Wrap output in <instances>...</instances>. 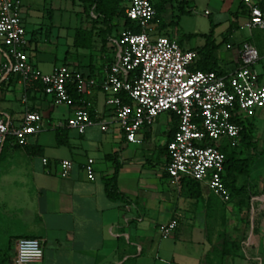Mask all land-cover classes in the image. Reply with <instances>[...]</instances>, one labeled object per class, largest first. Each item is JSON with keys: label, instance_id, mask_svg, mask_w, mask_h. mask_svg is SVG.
I'll return each mask as SVG.
<instances>
[{"label": "crops", "instance_id": "0c3cea01", "mask_svg": "<svg viewBox=\"0 0 264 264\" xmlns=\"http://www.w3.org/2000/svg\"><path fill=\"white\" fill-rule=\"evenodd\" d=\"M23 14L28 12L22 4ZM232 17L234 24L229 26L230 32L240 27L247 29L248 34L235 40L228 32L227 44L231 43L232 47L227 44L226 47L232 50L225 58L213 52L217 65L223 72L236 69L238 45L249 40L260 53L255 64L260 75L264 72V29H259L262 31L255 36L253 29L245 26L247 8L240 1ZM25 18L26 15L23 16L24 24ZM26 33L27 53L37 66L30 55L35 47L27 27ZM181 44L185 45L183 39ZM107 47L106 51L101 49L99 64L92 58L90 65V57L85 65L66 64L79 70L85 66L87 72L100 73L109 62L108 58H112L111 52L108 53L109 45ZM184 47L192 48L190 45ZM5 53L6 45L0 43V61L4 60ZM263 80L260 75V81ZM87 98L92 102L93 116L110 113L106 94L100 88H95ZM55 105L51 96L34 88L26 89L16 75L6 77L0 84V112L8 113L14 123L20 122L26 110H39L45 115V133L33 135L25 146L14 144L11 138V151L19 161L0 168L2 179L10 176L27 187V206L20 207L12 217L26 227L24 236L43 240V264H185L184 258H193V255L198 261L193 264H264V215L259 218L258 229L242 228L233 237H224L225 227L214 221V225L211 223V212H219L215 211L210 195L204 194L206 185L193 188L184 178L178 184L172 182L166 171L168 154L162 151L174 127L168 113V126L154 130L158 116L151 127L138 133L139 143L127 142L119 125L112 123L107 131L98 125L88 127L82 134L67 129L64 139L68 144H59L56 124L65 118L53 117ZM73 111L74 107L68 106L66 118ZM50 128L53 130L47 131ZM109 153H116L117 160L122 163L118 189L123 196L117 199L107 196L103 180L114 171L113 161L105 157ZM44 157L48 159L47 164L43 163ZM88 157L95 161L94 178L83 168ZM65 158L74 162L68 176L60 173L59 161ZM239 184L237 179L236 186ZM172 219H177V227L168 236L162 235L161 226ZM228 247L240 252V257L230 256Z\"/></svg>", "mask_w": 264, "mask_h": 264}, {"label": "built area", "instance_id": "2783aa9c", "mask_svg": "<svg viewBox=\"0 0 264 264\" xmlns=\"http://www.w3.org/2000/svg\"><path fill=\"white\" fill-rule=\"evenodd\" d=\"M239 1L247 8L245 26L264 29V9L259 0ZM124 12L141 30L122 28L118 36L109 37L112 58L102 72H84L65 63L44 72L27 53L22 1L0 0V43L6 45V56L0 61V84L6 77L16 75L26 89L51 96L55 104L74 107L56 128L66 127L82 134L93 125L107 131L117 123L129 143L141 142L140 131L151 127L161 113L173 112L177 129L167 141L166 165L172 182L194 179L228 202L231 193L223 180L225 154L221 147L237 146L240 121L251 120L264 107V83L255 68L259 50L244 40L238 45L236 69L224 73L204 71L196 68V49L183 48L176 35L157 32L153 0H126ZM205 14L209 11L205 10ZM97 87L105 92V102L110 107V113L102 117L93 116L92 102L87 98ZM71 91L81 94L82 104ZM123 96H128L130 102H125ZM45 129V115L39 110H26L17 124L8 113L0 112V153L9 136L14 144L25 146L33 135ZM94 162L88 157L83 165L90 178H94ZM43 163H48L46 157ZM73 166V160L61 159V175H70ZM177 224V219H172L162 225V235L171 234ZM43 258V240L31 236L16 240L12 264H43Z\"/></svg>", "mask_w": 264, "mask_h": 264}, {"label": "rangeland", "instance_id": "374dc122", "mask_svg": "<svg viewBox=\"0 0 264 264\" xmlns=\"http://www.w3.org/2000/svg\"><path fill=\"white\" fill-rule=\"evenodd\" d=\"M21 1L28 12V14H23L24 17L26 15L25 24L28 36L31 37V42L35 47V52H30V55L33 62L44 72L51 71L55 64L60 65L63 62L85 65L91 54L96 64L101 62L100 37L95 36L91 49L78 48L73 44L76 31L80 28L88 29L92 25V21L84 11V4L78 0ZM188 1L184 12L177 10V4L173 7L168 6L161 19L167 26L160 30L168 34H176L178 38L183 39L184 46L190 45L192 48L193 46H203L206 42V35L211 34L212 41L216 46L214 50L216 56L219 58L230 56L232 49L227 48L226 44L228 32H230L229 26L234 24L232 16L237 9L239 0ZM205 10H208L209 14H205ZM172 17L176 22L175 25L168 24ZM157 23L161 24L160 21ZM231 30L229 34H232L230 36L235 40L248 34V30L245 28L239 27ZM261 31L258 28L253 29L255 36ZM110 52L108 51V53ZM79 68L81 71L87 72L85 66ZM260 75L264 79L263 71L260 72ZM54 110L53 117L66 118L68 105L57 104ZM251 121L249 134L254 147L240 142L237 146L225 144L227 152L234 151L235 157L243 159L246 163V170L243 174H238L237 177L240 184L236 187H243V190L236 192L229 187L231 199L228 202H223L209 188L203 187L204 194L210 195L215 211L219 212H211V223L214 221L215 224L225 227V233L222 235L224 237L231 238L236 231L242 228L246 230L252 227L255 230L258 229L257 227L261 223L259 218L264 215V107L256 111ZM167 126V112H163L158 117V123L154 124V130H163ZM52 130L50 128L47 131L51 132ZM11 138L9 136L4 145L3 154L0 157V168L5 164L10 165L19 161L11 151ZM160 140H164V138L160 137ZM26 188L25 185H19L16 178L12 179L9 176L4 180L0 176V264H11L16 249L15 239L24 236L26 227L12 216L27 206ZM212 224L214 225V223ZM249 240L250 238H248ZM198 247L200 248L201 244ZM228 249L230 256L240 257V252L236 249L231 250L230 247ZM184 259L185 264H193L197 261V256L193 255V258Z\"/></svg>", "mask_w": 264, "mask_h": 264}, {"label": "trees", "instance_id": "16d2710c", "mask_svg": "<svg viewBox=\"0 0 264 264\" xmlns=\"http://www.w3.org/2000/svg\"><path fill=\"white\" fill-rule=\"evenodd\" d=\"M82 4L85 5L84 11L89 16L90 20L92 21V25L90 28H80L76 31L74 36L73 44L75 47L78 48H86L91 49L93 45V41L95 36L100 37L101 39V49L106 51L108 49V39L111 36H118L119 32L122 28L131 29L134 32H139L141 28L136 24V22L130 20L126 17L124 9H125V1L126 0H78ZM188 0H153L154 6L156 8V16L153 19V22L157 23L158 21L161 22L157 23V32L163 33L166 35H171L166 32H162L160 28L167 26L162 19V14L167 10L168 6L173 7L176 5V8L180 12H184V7L188 4ZM261 7L264 9V0H259ZM242 5H244L241 2ZM170 25H175L176 22L174 21L173 17L169 21ZM211 34L206 35V42L200 48H193L196 49L200 58H198V64L196 62V68L208 71L214 70L219 73H224L223 70L217 65V60L213 54L215 50V44L212 41ZM181 38H178V41L181 44ZM183 47V46H182ZM110 48V47H109ZM184 48V47H183ZM92 54L90 55V62L89 64L92 65ZM110 61V57L108 58ZM66 64V62H63ZM88 64V65H89ZM79 67V65H78ZM73 97L79 101V104H82L80 101L81 94L77 93L76 91H71ZM123 100L125 102H130V98L128 96H123ZM92 113V110H91ZM171 116V120L173 121L174 127L172 131L169 133V137L173 136L175 130L177 129V116L173 112H167ZM242 125V129L240 131V143H245L248 146H253L252 137L249 134L251 130L252 121L245 120L240 121ZM67 129L66 127L56 128V136L59 144H68L66 141L67 136ZM64 139V140H63ZM169 139V140H170ZM17 145V144H16ZM254 147V146H253ZM222 151L225 154V173L223 175V180L226 186L229 188L234 189L236 192H240L243 190V187H236V181L238 174H243L246 170V163L243 159H238L235 157V152H227L226 146H222ZM162 151L167 153V144L162 147ZM116 153H109L105 155L106 159L113 161L114 163V171L111 176L104 177L105 183V190L107 196L111 199H117L123 196L118 189V174L121 168L122 163L117 160ZM184 180L187 184H191L192 187H200L201 183L187 178ZM255 194V193H252ZM251 194V196H252Z\"/></svg>", "mask_w": 264, "mask_h": 264}]
</instances>
